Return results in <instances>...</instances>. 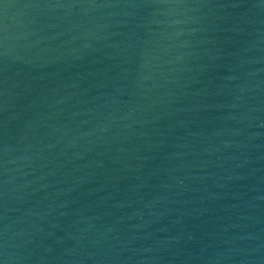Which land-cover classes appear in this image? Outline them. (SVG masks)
I'll use <instances>...</instances> for the list:
<instances>
[{
    "label": "water",
    "instance_id": "1",
    "mask_svg": "<svg viewBox=\"0 0 264 264\" xmlns=\"http://www.w3.org/2000/svg\"><path fill=\"white\" fill-rule=\"evenodd\" d=\"M0 264H264V0H0Z\"/></svg>",
    "mask_w": 264,
    "mask_h": 264
}]
</instances>
